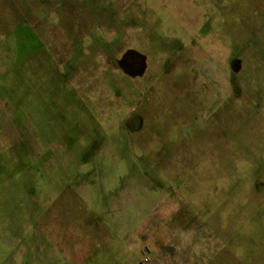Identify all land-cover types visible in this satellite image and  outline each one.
I'll use <instances>...</instances> for the list:
<instances>
[{"label":"rangeland","instance_id":"obj_1","mask_svg":"<svg viewBox=\"0 0 264 264\" xmlns=\"http://www.w3.org/2000/svg\"><path fill=\"white\" fill-rule=\"evenodd\" d=\"M0 264H264V0H0Z\"/></svg>","mask_w":264,"mask_h":264},{"label":"water","instance_id":"obj_2","mask_svg":"<svg viewBox=\"0 0 264 264\" xmlns=\"http://www.w3.org/2000/svg\"><path fill=\"white\" fill-rule=\"evenodd\" d=\"M127 57H134L137 59L138 61V68L137 70L133 73V75L136 76H141L146 68V58L144 55L138 53L135 50L132 49H127L123 52V54L121 55V57L119 59L116 60V65L117 67L123 72L126 73L127 72V68L125 66V58Z\"/></svg>","mask_w":264,"mask_h":264},{"label":"flooded vegetation","instance_id":"obj_3","mask_svg":"<svg viewBox=\"0 0 264 264\" xmlns=\"http://www.w3.org/2000/svg\"><path fill=\"white\" fill-rule=\"evenodd\" d=\"M123 54V53H122ZM121 54V55H122ZM121 57V56H120ZM125 66H126V68H127V72L126 73H124V74H126V75H128V76H132L133 78H135V77H140V76H136V75H133V73L137 70V68H138V61H137V59L136 58H134V57H127V58H125ZM237 67H238V64H234L233 65V68H235V71H236V69H237ZM146 69V68H145ZM145 72V71H144ZM144 74V73H143ZM142 74V75H143ZM141 75V76H142Z\"/></svg>","mask_w":264,"mask_h":264}]
</instances>
